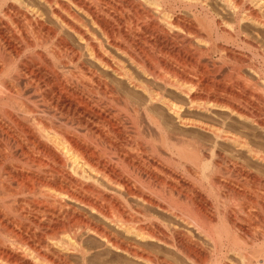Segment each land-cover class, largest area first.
<instances>
[{"label": "bare ground", "instance_id": "bare-ground-1", "mask_svg": "<svg viewBox=\"0 0 264 264\" xmlns=\"http://www.w3.org/2000/svg\"><path fill=\"white\" fill-rule=\"evenodd\" d=\"M210 197L264 220V0H0V264H253Z\"/></svg>", "mask_w": 264, "mask_h": 264}, {"label": "rangeland", "instance_id": "rangeland-1", "mask_svg": "<svg viewBox=\"0 0 264 264\" xmlns=\"http://www.w3.org/2000/svg\"><path fill=\"white\" fill-rule=\"evenodd\" d=\"M187 17H188V14L186 15ZM189 16H191V15H189ZM189 18V17H188ZM189 19H192V17H190ZM194 25H196V24H194ZM198 25V24H197ZM197 25L195 26V27H197ZM199 26V25H198ZM198 28V27H197ZM201 28V26H199V29ZM231 43V44H230ZM231 48H232V50L233 51H235V53H236V55H237V57L239 58V54H241L240 55V58H242V60H244L243 61V64H247V65H249V64H252L253 62H255L256 61V59L253 57V51L254 50H252L251 48L249 49V46H247V47H245V48H247V49H249V50H247V49H245L244 48V50H243V47L241 48V47H238V46H240L239 45V42H229V44H228ZM232 45V46H231ZM237 45V46H236ZM236 46V47H235ZM239 51V52H238ZM238 53V54H237ZM252 53V54H251ZM246 55V56H245ZM217 57H219L218 55H216ZM248 56V57H247ZM226 59H228V58H226ZM225 59V60H226ZM231 59V58H230ZM230 59L228 60L229 62L228 63H232L233 61H232V59H231V61H230ZM248 59V60H247ZM251 59H252V61H251ZM252 63H251V62ZM248 62V63H247ZM246 66V65H245ZM249 75V74H248ZM251 76V75H250ZM193 135H195L196 136V134H193ZM222 191V193H223V191H224V193L225 192H227L226 191V189L224 190H221ZM215 201V202H214ZM224 199L223 198H214V197H210V198H208V202H206V203H208V204H205L204 205V207L207 209V208H209V206H210V208L209 209H207V210H209L208 212H211L212 210L214 211V212H211V214L210 213H208L209 215H212L211 216V218L212 219H216L217 218V216H218V211L219 210H221V211H223L224 212V214L226 215V212L225 211H228L227 212V214L228 215H226L225 216V221L227 222L228 221V219H229V223H226V224H229L228 225V227H230V229L232 230V232L234 231L235 232V228L236 227H238L239 228V225H241L240 226V229L242 228V230H240V229H238L237 228V232H235V234H237L236 236H239V239H242V241L243 240H245L246 241V239H247V242H248V240H249V245H251V246H249L248 245V249L247 248H245V246H242V247H244L245 249H247V250H249V252L251 251L252 252V249H253V251L254 250H256V252L254 251L253 253H255V254H253V258H252V263L254 264V263H256L257 264V262H258V264H262L263 263V261H264V253L263 254H261V252L259 251L260 250V248H262V252H263V248H264V236H262V235H264L263 233H264V226H263V219H264V215H262L261 216V220H263V221H261L260 222V220H258V217H257V219L255 220V218L254 219H252L251 220V222H255L254 223V225H253V227H248L246 224H248L247 222H248V218L247 217H243V215H241L240 216V212H238L237 213V209L239 210V208H240V206H241V204L239 203V201L237 202V201H225V203H224ZM219 202V203H218ZM233 202V203H232ZM235 202V203H234ZM237 203H239L240 205H237ZM224 204V205H223ZM213 205V206H212ZM226 206H228V207H226ZM234 206V207H233ZM236 206H239V207H236ZM216 207V208H215ZM225 207H226V209H225ZM232 207V208H231ZM220 208V209H219ZM227 208H228V210H227ZM231 208V210H229ZM237 208V209H236ZM212 209V210H211ZM217 209H219V210H217ZM211 210V211H210ZM225 210V211H224ZM236 211V212H235ZM214 213V214H213ZM235 213H237V214H235ZM243 214V213H242ZM217 215V216H216ZM215 216V217H214ZM229 216V217H228ZM235 216V217H234ZM165 219L167 218V220L169 219L167 216H165L164 217ZM234 218V219H233ZM239 218V219H238ZM242 218V220H240ZM263 218V219H262ZM244 219H246V221L244 220ZM170 220V219H169ZM233 220H235V221H233ZM243 220L245 221L244 223H242L243 222ZM233 221V222H232ZM238 221H240V222H238ZM259 221V222H258ZM232 222V223H231ZM237 222V223H236ZM234 223V224H233ZM238 225H236V224ZM259 223V224H258ZM260 223H262V224H260ZM245 224V225H244ZM256 224V225H255ZM259 225V226H258ZM235 226V227H234ZM243 226H245V227H243ZM185 228L187 227V226H184ZM248 228V229H244V228ZM257 227V228H256ZM249 228H251V230L249 229ZM255 229V230H254ZM186 230H188V231H190L191 232V234H193V235H189V233H188V237L190 236V237H192V238H190L191 239V241H192V239H193V241H192V243L194 242L195 243V247H197V248H195V251H194V253H191V255H190V257H191V261H189L190 260V258L188 259V258H186L187 257V255H185V254H180V256L181 257H177L178 259H176V257L174 256V254H172V253H170V252H167L166 253V251H164V250H161L159 247H157V246H153V245H150V244H147V245H144V247L146 248V249H150V250H153V252L154 253H159V255H162V256H166V257H168V260H171V261H173V259H174V261L176 260V262L177 263H179L180 262V264H208V263H212V264H215L216 263V259H217V261H218V259L221 257V256H223V257H221L220 259L222 260V263L221 264H241L242 263V261H241V258L236 254V253H234L233 251H229L228 250V247H224V250L222 249V252H221V249L220 248H218L219 250H220V252L217 250V248L216 247H214V244L212 243V241L210 240V242H209V240H208V238L207 237H204V235L202 234V233H200V235H199V231L198 230H196V228L195 227H188ZM244 230V231H243ZM246 230V231H245ZM187 231V232H188ZM253 231H255V232H253ZM194 232H195V234H194ZM231 232V231H230ZM231 232V233H232ZM233 232V233H234ZM238 233H239V235H238ZM242 233V234H241ZM245 234V235H244ZM240 235L241 236H243V237H241L240 238ZM248 235V236H247ZM196 236V237H195ZM201 236V237H200ZM257 236H259V237H257ZM251 237V238H250ZM197 238V239H196ZM244 238V239H243ZM250 238V239H249ZM261 238V239H260ZM195 239V240H194ZM203 239V240H202ZM6 240V239H5ZM4 240V241H5ZM91 240V241H90ZM202 240V241H201ZM86 241H88L89 243L88 244H92V246L94 245V246H96L98 243H96V242H99L96 238H94V237H89V238H86ZM196 241H197V243H199V241H200V243L199 244H197L196 243ZM204 241H206V242H204ZM241 241V240H240ZM244 241V242H245ZM263 241V242H262ZM252 242V243H251ZM203 243V244H202ZM256 243V244H255ZM260 243H263V244H260ZM197 244V245H196ZM202 246H201V245ZM207 245V246H206ZM199 246V247H198ZM204 246H206V247H204ZM252 246H253V248H252ZM261 246V247H260ZM214 247V248H213ZM98 248V249H97ZM207 248V249H206ZM209 248V249H208ZM252 248V249H251ZM258 248H259V250H258ZM160 249V250H159ZM199 249V250H198ZM199 252H198V251ZM211 250V251H210ZM213 250H214V252H213ZM207 251V252H206ZM226 251V252H225ZM257 251H259V255H257ZM109 252H111V251H104V250H102V247H95L93 250H92V252L90 253V254H88L87 256H86V259L85 260H83L82 258H80L79 256H75L74 254L72 255H65L64 253V255H65V257L63 256V254H62V256L65 258V260H68V263L69 264H124L125 262L124 261H127L126 260V258L125 257H123V256H121V255H119V254H117V255H115L114 254V252L113 253H109ZM157 253V254H158ZM207 253V254H206ZM217 253V254H216ZM223 253H225V254H223ZM230 253V254H229ZM197 254V255H196ZM221 254H223V255H221ZM228 254V255H227ZM233 254V255H232ZM236 254V255H235ZM186 257H185V256ZM251 255H252V253H251ZM259 256L258 258H257V256ZM263 256V257H261V256ZM197 256V257H196ZM200 256V257H199ZM202 256V257H201ZM206 256V257H205ZM214 256H215V258H214ZM220 256V257H219ZM225 256V257H224ZM255 256V257H254ZM113 257V258H112ZM196 257V258H195ZM91 258V259H90ZM95 258V259H94ZM123 260H122V259ZM194 258V259H193ZM211 258V260H209ZM256 258V259H255ZM80 259V260H79ZM82 259V260H81ZM125 259V260H124ZM186 259V260H185ZM192 259H193V262H192ZM197 259V260H196ZM204 261H202V260ZM214 259V260H213ZM226 259V260H225ZM258 259V260H257ZM262 259V260H261ZM108 260V261H107ZM213 260V261H212ZM238 260V261H237ZM85 261V262H84ZM110 261V262H109ZM121 261V262H120ZM179 261V262H178ZM199 261V262H198ZM206 261H207V263H206ZM215 261V263H213ZM224 261V262H223ZM225 261H227V262H225ZM257 261V262H256ZM46 262V263H45ZM84 262V263H83ZM128 262V261H127ZM203 262V263H202ZM230 262H232V263H230ZM260 262H262V263H260ZM44 263L45 264H51V262H49L48 263V261H44ZM43 263V264H44ZM129 264H130V262H128ZM128 263H126V264H128ZM2 264H15V263H12V262H9V261H2ZM53 264V263H52ZM131 264H136L135 262H133V260H132V262H131ZM243 264V263H242Z\"/></svg>", "mask_w": 264, "mask_h": 264}]
</instances>
